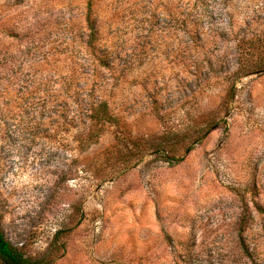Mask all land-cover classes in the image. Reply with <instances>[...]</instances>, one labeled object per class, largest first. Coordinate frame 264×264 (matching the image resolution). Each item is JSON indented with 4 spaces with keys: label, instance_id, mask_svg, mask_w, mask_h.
Returning <instances> with one entry per match:
<instances>
[{
    "label": "rangeland",
    "instance_id": "obj_1",
    "mask_svg": "<svg viewBox=\"0 0 264 264\" xmlns=\"http://www.w3.org/2000/svg\"><path fill=\"white\" fill-rule=\"evenodd\" d=\"M256 205L264 0H0V227L26 256L264 264Z\"/></svg>",
    "mask_w": 264,
    "mask_h": 264
},
{
    "label": "trees",
    "instance_id": "obj_2",
    "mask_svg": "<svg viewBox=\"0 0 264 264\" xmlns=\"http://www.w3.org/2000/svg\"><path fill=\"white\" fill-rule=\"evenodd\" d=\"M89 5V3H88ZM88 25L92 28V23L88 20ZM96 125H104L106 123H115V118L109 113L107 105L104 101L99 102L94 108V114L90 116ZM163 145V142H161ZM161 149V148H160ZM174 157V156H172ZM164 159L167 162H171L174 158L169 157L168 155L164 156ZM256 210L260 213H264V208L256 205ZM240 226H244L243 222L240 223ZM240 227V231L242 230ZM0 264H48V261L40 258H31L24 254V252L13 245L5 236L3 230L0 227Z\"/></svg>",
    "mask_w": 264,
    "mask_h": 264
}]
</instances>
